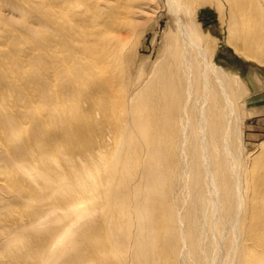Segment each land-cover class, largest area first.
<instances>
[{"label": "bare ground", "instance_id": "obj_1", "mask_svg": "<svg viewBox=\"0 0 264 264\" xmlns=\"http://www.w3.org/2000/svg\"><path fill=\"white\" fill-rule=\"evenodd\" d=\"M18 1L36 16L30 14L31 23L24 14L0 19V82L25 81L21 71L28 65L31 80L40 78L45 57L54 68L57 62L66 71L83 67L76 83L88 85L76 95L90 92L104 101L101 113L109 126L99 141L105 155L116 147L105 157L102 205L112 264H264V241L252 226L262 211L264 167L249 157L242 164L235 147L242 136L235 120L242 81L214 63L222 43L206 38L195 23V9L212 6L227 25L225 43L245 60L263 64L264 27L258 25L263 14L256 0ZM155 8L169 21L163 54L147 81L140 85V76L124 94V75L115 70L135 43H125L121 34L131 33L133 21ZM8 36L17 40L11 48ZM65 50L73 53V62L60 55ZM4 90L0 111L17 102ZM86 104L92 107L94 100ZM34 120L41 124L42 119ZM22 131L26 135V127ZM63 142L74 144V138L64 136ZM83 192L92 196L93 190ZM89 203L74 204L75 217L88 213Z\"/></svg>", "mask_w": 264, "mask_h": 264}, {"label": "rangeland", "instance_id": "obj_2", "mask_svg": "<svg viewBox=\"0 0 264 264\" xmlns=\"http://www.w3.org/2000/svg\"><path fill=\"white\" fill-rule=\"evenodd\" d=\"M7 2L8 5L5 0L0 5V19L7 22L24 14L27 22L24 18L23 21H33L36 13L31 6L32 10L29 5L26 7V3L23 6L18 1L20 4L16 5L17 0L15 5L13 0ZM219 5L226 7L223 2ZM256 6L263 14L258 25L264 27V0H256ZM19 7L21 13H18ZM195 11V23L201 33L213 42L222 43L213 58L214 63L242 81V92L235 108V120L242 135L235 142L237 154L242 164L249 157L255 166L262 168L264 63L250 62L234 53L225 43L227 25L212 6L197 7ZM148 12L146 17L137 18L138 22L133 21L134 30L131 33L121 34L125 43L130 40L135 43L123 65L119 63L115 70V73L124 75L125 84H122L121 91L126 89L127 93L131 91L127 88L136 84L140 76V85L147 81L152 66L163 54L164 34L169 21L160 9ZM12 39L13 36L6 38L9 48L17 42ZM68 54L65 50L60 55L64 56L65 62H73V53ZM44 58L39 67L42 72L40 78L31 80L34 75L29 72L33 66L28 65L26 70L21 71L25 73V81H16L12 85L0 82V92L4 89V92L9 91L17 101L8 111H0V264H40L42 260L45 264H112L105 247L108 241L107 224L102 205L106 192L103 177L108 174L105 157H108V152L115 153L116 147L111 145L105 155L99 141L107 137L105 129L109 126L101 113V102L104 101L93 97L90 92H81L82 98L76 95V89H84L88 85L84 81L76 83L77 77L85 71L83 67L66 71L60 65L63 62H57L54 68L50 66L49 59ZM30 82L33 87H30ZM16 86L19 91L13 90ZM88 99L94 100L92 107L86 104ZM31 101L35 102V110ZM21 111L29 115L24 117L19 113ZM15 113L21 115L20 121L15 119ZM35 117L42 119L41 124L34 120ZM25 127L26 135L22 131ZM116 135L117 132L114 133ZM64 136L73 137L74 144L63 142ZM261 179L264 181V175ZM84 189L93 190L92 196L84 193ZM86 200H90L89 212L75 217L72 206ZM261 202L262 211L260 215H254L252 226L263 242L264 197ZM66 235L64 243L56 246L59 238ZM53 246L55 249L49 253ZM261 256L264 260V255Z\"/></svg>", "mask_w": 264, "mask_h": 264}]
</instances>
